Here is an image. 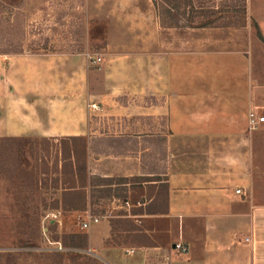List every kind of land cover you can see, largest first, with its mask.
Segmentation results:
<instances>
[{
  "label": "rangeland",
  "instance_id": "rangeland-1",
  "mask_svg": "<svg viewBox=\"0 0 264 264\" xmlns=\"http://www.w3.org/2000/svg\"><path fill=\"white\" fill-rule=\"evenodd\" d=\"M260 34L264 36V0H248L247 16L237 25L205 28L161 27L153 0H0V96L14 97L13 105L19 107L16 101L24 93L40 90L33 84L57 81L58 87L41 90L48 98L68 99L71 88L59 83L74 75L83 95L87 89L84 69L80 67L78 74L72 70L78 63L94 71L89 79L93 102H97L88 132L80 134L89 136L88 194L97 201L85 211L55 207L66 186L61 137L0 136V264H86L88 258H69L68 252L78 250L63 246L62 239L73 232L88 233L83 222L90 213L109 220L107 216L124 212L118 205L127 197L145 201L143 213L161 210L167 189L150 182L154 177L146 175L151 180L142 184L123 182L132 183L130 179L137 177L126 176L129 173L162 169L165 142L162 137L144 135L156 126L150 116L109 115L100 110L114 104L115 94L122 91L111 90L105 83L119 79L124 84L149 85L155 65L161 79H166L169 70L175 97L222 96L224 111L238 107L249 121L251 111L264 115V40ZM20 53L47 60L33 62L31 70L27 67L24 72L22 65L13 66ZM52 54L59 56L51 59ZM9 82L14 86L9 87ZM184 84L191 87L184 89ZM121 93V102H151L150 93ZM178 107L183 105L176 104L175 111ZM165 123L160 118L158 128ZM148 145L154 148L143 151ZM124 160L132 166L122 165ZM121 219L112 222L116 232L111 242L117 246L150 243V231L145 228L151 227L157 229L154 234L159 242L170 241L164 217L146 216L141 223ZM91 229L95 240L96 226ZM89 249L83 252L98 264H107ZM57 252L66 255L63 262Z\"/></svg>",
  "mask_w": 264,
  "mask_h": 264
},
{
  "label": "crops",
  "instance_id": "crops-1",
  "mask_svg": "<svg viewBox=\"0 0 264 264\" xmlns=\"http://www.w3.org/2000/svg\"><path fill=\"white\" fill-rule=\"evenodd\" d=\"M58 56L52 54L50 58ZM36 60L33 55L20 53L13 66L18 69L22 65L27 72L26 68L31 70L33 62L42 63L47 58ZM80 67L87 77L83 95L77 90L79 81L74 75L72 80L59 83L60 87L67 84L71 88L72 96L68 99L48 98L41 90L58 87L57 81L54 85L45 81H39L38 87L33 84L32 87L40 90L26 92L20 100L17 98L19 107L13 105L14 97L0 96V136L62 137L88 132L93 105L97 106L89 79L94 71L77 63L73 72L78 74ZM153 67L150 84L146 86L134 82L124 84L119 79L106 82L111 90L120 88L122 91L115 94L114 104L102 106L100 110L109 115L150 116L156 124L151 133H137L162 137L165 142L162 169L142 170L126 176L150 175L154 177L150 182L166 187L167 202L161 210L135 214L140 223L146 216L166 218L170 241L159 242L154 234L157 229L151 227L145 228V232L150 231V243L117 246L111 242L116 232L112 222L122 217L112 215L107 216L109 220H100L88 227L89 250L107 264H146L148 261L150 264H264V127H259L264 123L251 128L243 110L237 107L224 111L222 96L202 99L182 94L175 97V82L169 70L166 79H161L155 65ZM103 70H107L106 65ZM8 86L14 83L9 82ZM124 90L130 95L150 93L151 102H121L119 97ZM160 96L163 101H159ZM176 104L183 108L175 111ZM160 118L166 123L158 128ZM194 137L199 143L194 142ZM153 148L148 145L143 151ZM121 163L132 166L125 160ZM134 167L137 168V162ZM159 175L164 179L155 180ZM140 202L132 208L133 214V209L146 204ZM93 226H96L95 240ZM174 243L186 245L188 252L175 250ZM126 248L133 251L128 254Z\"/></svg>",
  "mask_w": 264,
  "mask_h": 264
},
{
  "label": "trees",
  "instance_id": "trees-1",
  "mask_svg": "<svg viewBox=\"0 0 264 264\" xmlns=\"http://www.w3.org/2000/svg\"><path fill=\"white\" fill-rule=\"evenodd\" d=\"M153 2L156 5L160 25L163 28L173 26L205 28L237 25L239 19L246 18L248 6V0H153ZM260 35L264 40V36ZM17 52H22V50ZM88 139V135H72L60 138V146L64 153L61 171L62 175L65 176L64 183L66 186H63V198L61 202L57 200L56 208L61 205L65 210L85 211L97 203L93 200L92 195L88 194V155L90 149ZM162 179L164 178L160 175L155 178V180ZM130 180L132 184H142L150 179L145 178V176H137ZM133 212L134 214L143 213L140 207L133 209ZM118 220L121 221L122 219L119 218ZM62 244L78 250L68 252L69 258L73 261L85 257L89 260L86 264H98L96 259L83 252L89 248L88 233L65 234ZM56 254L63 262L66 255L61 252Z\"/></svg>",
  "mask_w": 264,
  "mask_h": 264
},
{
  "label": "built area",
  "instance_id": "built-area-1",
  "mask_svg": "<svg viewBox=\"0 0 264 264\" xmlns=\"http://www.w3.org/2000/svg\"><path fill=\"white\" fill-rule=\"evenodd\" d=\"M249 122L251 128H256L264 123V115H261L256 111H251L249 114ZM240 191L241 189H237V192ZM140 204H141L140 201L134 202L131 200V198L127 197L124 200V203L122 204L124 213L120 214L119 216L122 218H131L133 221L140 223L139 220L137 219L138 215L132 213V208ZM99 221H100V217L98 215L94 213H90L88 219L83 222V228H88L91 223H96ZM174 249L178 250L180 253L188 252V247L186 245H183L182 243H175ZM132 251H133L132 248L125 249V252L128 254L131 253Z\"/></svg>",
  "mask_w": 264,
  "mask_h": 264
},
{
  "label": "water",
  "instance_id": "water-1",
  "mask_svg": "<svg viewBox=\"0 0 264 264\" xmlns=\"http://www.w3.org/2000/svg\"><path fill=\"white\" fill-rule=\"evenodd\" d=\"M174 247H175V243H174V245H173Z\"/></svg>",
  "mask_w": 264,
  "mask_h": 264
}]
</instances>
